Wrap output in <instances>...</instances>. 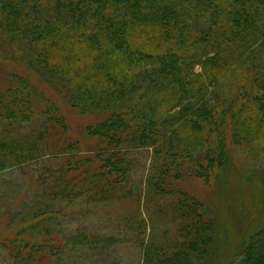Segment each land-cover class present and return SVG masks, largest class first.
<instances>
[{"label":"trees","instance_id":"1","mask_svg":"<svg viewBox=\"0 0 264 264\" xmlns=\"http://www.w3.org/2000/svg\"><path fill=\"white\" fill-rule=\"evenodd\" d=\"M0 36L6 40L1 60L55 81L80 114H106L84 128L88 139H97L86 150L67 138L57 102L37 94L26 77L0 73V171L59 161L47 192L58 200L94 206L131 198L130 154L148 149L146 191H136V201L138 212L144 202L150 214L147 204L153 196L166 199L170 180L209 182L227 162L229 139L239 146L264 127V0H0ZM84 58H92L101 74L62 85L54 61H68L71 70ZM232 66L240 78L231 90L223 84ZM26 123L34 125L26 131ZM172 195L148 217L153 228L168 227L161 241L146 246L143 264H196L193 256L211 232L203 203L183 190ZM56 212L45 209L30 224L44 236L34 250L25 243L24 253L16 254L24 264L53 256L61 232L50 221ZM73 242L86 245L89 235ZM237 255L228 264H264V228Z\"/></svg>","mask_w":264,"mask_h":264},{"label":"rangeland","instance_id":"2","mask_svg":"<svg viewBox=\"0 0 264 264\" xmlns=\"http://www.w3.org/2000/svg\"><path fill=\"white\" fill-rule=\"evenodd\" d=\"M4 41L5 38L0 36V45ZM54 55L58 57V53ZM54 62L58 65V78L64 86H69L71 79L85 78L89 81L101 74L92 58H84L71 70H68V61L62 63L59 59ZM12 71L35 85L37 94L57 102L69 126L68 139L79 140L86 150L95 147L97 139H88L84 128L104 119L105 113L91 110L80 114L67 104L55 81L46 80L20 62H7L0 58V73ZM195 71L200 72L201 66L197 65ZM229 72L228 82L223 86L232 90L239 83L240 70L232 66ZM44 102L43 97L38 101V107L41 108ZM247 117L249 124L254 125L253 118ZM33 125L26 123L22 127L25 126L23 129L27 131ZM228 143L227 162L223 168L215 170L209 182L193 176L170 180L168 189L171 191L167 192L166 199L153 196L154 201L147 204L150 214H147L144 202L138 212L136 201V191H146L151 164L148 149L130 154L134 166L126 179L128 188L134 191L132 197L108 204L89 206L81 199L69 201L48 196L47 192H52L50 187L62 168L59 161L41 159L34 164L0 171V264H24L16 254L24 253L25 243L34 250V245L42 241L44 235L40 228H31L30 224L40 221L45 209L52 212L60 210L52 215L50 221L61 232L56 234L54 251L50 252L53 256L44 257L38 264H143L146 246L161 241L163 230L168 227L153 228L148 217L153 215L158 204L168 205L175 197L172 193L177 190H183L203 203L207 215L213 220L211 232L205 236L203 251L195 252L198 254L193 256L192 262L228 264L235 259L236 253L241 257L252 234L264 228V127L259 134L239 146L231 138ZM145 216L146 223L142 221ZM83 234L89 235L88 244L73 242ZM201 253L205 255L201 256Z\"/></svg>","mask_w":264,"mask_h":264}]
</instances>
